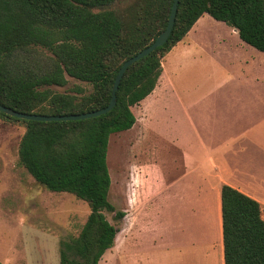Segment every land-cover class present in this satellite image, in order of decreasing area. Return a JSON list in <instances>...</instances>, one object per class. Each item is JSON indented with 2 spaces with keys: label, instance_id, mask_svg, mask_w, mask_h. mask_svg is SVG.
Instances as JSON below:
<instances>
[{
  "label": "trees",
  "instance_id": "obj_1",
  "mask_svg": "<svg viewBox=\"0 0 264 264\" xmlns=\"http://www.w3.org/2000/svg\"><path fill=\"white\" fill-rule=\"evenodd\" d=\"M0 0V104L38 115L82 114L102 109L121 64L149 46L166 27L173 0ZM203 15L235 30L264 52V0H179L166 43L130 66L120 80L114 108L80 121L21 123L18 161L50 192L84 201L89 215L77 237L59 243V264H98L114 246L125 213L109 201V136L135 123L131 108L154 90L162 58ZM66 77L91 85L57 93ZM224 264H264V220L258 202L229 187L220 194ZM1 264V263H0Z\"/></svg>",
  "mask_w": 264,
  "mask_h": 264
},
{
  "label": "crops",
  "instance_id": "obj_2",
  "mask_svg": "<svg viewBox=\"0 0 264 264\" xmlns=\"http://www.w3.org/2000/svg\"><path fill=\"white\" fill-rule=\"evenodd\" d=\"M204 16L208 15L200 17L162 58L154 90L131 108L135 123L122 133L129 146H140L145 135L152 136L158 160L139 163L132 152L136 160L131 167H144L147 188L156 178L167 183L172 201L195 200L192 207L201 208L213 239H201L189 250L182 247L176 257L147 255L151 234L160 232L149 230L158 225L147 219L148 209L161 198L146 197L140 222L148 227V238L143 244L127 242L126 254L108 258L115 264H187L189 253L204 264H224L220 217L224 185L258 202L264 220V52L242 47L248 45L232 28L211 39ZM212 210L219 215L215 223L208 217Z\"/></svg>",
  "mask_w": 264,
  "mask_h": 264
},
{
  "label": "rangeland",
  "instance_id": "obj_3",
  "mask_svg": "<svg viewBox=\"0 0 264 264\" xmlns=\"http://www.w3.org/2000/svg\"><path fill=\"white\" fill-rule=\"evenodd\" d=\"M132 2L125 0L110 9L119 12ZM204 17L203 24L211 39L225 36L231 29L208 16ZM66 79V86H53L50 89L66 93L81 88L83 94H89L92 90L91 85L69 77ZM24 131L21 123L9 124L0 120V263L59 264V243L78 236L89 215V208L84 201L71 194L46 190L19 164L17 151ZM144 137L146 139L140 146H129L130 141L125 133L109 136L106 155L110 177L109 201L117 210L125 212L126 217L120 222H113L111 215L106 214L118 233L114 247L104 253L99 264H115L108 258L126 254L127 242L143 244L148 238V231L152 229L160 231L152 233L145 246L146 254L152 257H176L182 247L189 250L201 239H213V232L206 229L201 208L192 207L191 203H195V200H185L183 203L181 200L172 201L167 183L156 178L147 188L142 179L144 167H131V161L136 160L134 154L132 158V152L137 154L139 163L158 160L159 151L152 146V136ZM139 178L142 179L140 184ZM127 196L132 198L130 203ZM146 197L161 198L153 200L148 209L147 219L153 226L158 225L149 230L143 220L140 222L145 216ZM208 217L211 223H215L219 215L212 210ZM186 263L204 264L203 260H196L193 253L187 255Z\"/></svg>",
  "mask_w": 264,
  "mask_h": 264
},
{
  "label": "water",
  "instance_id": "obj_4",
  "mask_svg": "<svg viewBox=\"0 0 264 264\" xmlns=\"http://www.w3.org/2000/svg\"><path fill=\"white\" fill-rule=\"evenodd\" d=\"M178 1L179 0H173V4L171 7V11L167 20V24L165 29L156 36L154 41L138 52L136 55L130 57L129 59L125 60L120 68L117 71V74L114 78L112 88H111V97L109 100V103L107 104L106 107L88 112V113H82V114H71V115H59V116H54V115H38L34 113H22L19 111H15L13 109H10L8 107H4L0 104V112L4 113L5 115H8L10 117H14L19 120H25V121H35V122H66V121H80V120H86L90 118H95L99 117L101 115H104L108 112H110L115 104H116V91L118 89V85L120 83L121 78L123 77L124 73L126 70L132 66L135 62L139 61L140 59L144 58L145 56L149 55L153 51H155L158 47H161L164 45L170 36V33L173 29V25L175 22V17H176V12H177V6H178Z\"/></svg>",
  "mask_w": 264,
  "mask_h": 264
}]
</instances>
